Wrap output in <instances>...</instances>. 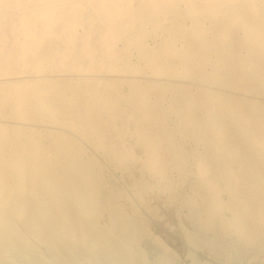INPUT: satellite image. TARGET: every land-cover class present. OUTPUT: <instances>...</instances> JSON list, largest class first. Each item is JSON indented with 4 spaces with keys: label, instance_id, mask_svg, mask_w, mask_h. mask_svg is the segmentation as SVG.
<instances>
[{
    "label": "bare ground",
    "instance_id": "6f19581e",
    "mask_svg": "<svg viewBox=\"0 0 264 264\" xmlns=\"http://www.w3.org/2000/svg\"><path fill=\"white\" fill-rule=\"evenodd\" d=\"M188 180L185 264H264V0H0V264H179Z\"/></svg>",
    "mask_w": 264,
    "mask_h": 264
},
{
    "label": "rangeland",
    "instance_id": "374dc122",
    "mask_svg": "<svg viewBox=\"0 0 264 264\" xmlns=\"http://www.w3.org/2000/svg\"><path fill=\"white\" fill-rule=\"evenodd\" d=\"M173 121H175L174 117H172L171 120H170L171 124L173 123ZM192 145H193V148L196 147L195 146L196 144H194V143L188 144V147L191 148ZM194 162H195L194 159H192L191 160V163H192L191 164V169L195 168ZM111 167H109L110 169L107 167V169H109L108 173L111 174V177L113 178L112 181H111V185L113 183V186H116L115 188H120L121 190L123 189V191H125V194L128 196V198H130L131 201H136L137 198L131 193V191H132V188H133V185H134L133 183H135L136 177L139 176L137 171L133 172V173L136 172L135 174H137V175L136 176L134 175L135 178L134 177L132 178V174L133 173L130 175L131 176L130 177V176H127L128 173L124 174V173L121 172L120 169L118 170L117 168H114L113 166H111ZM111 169L113 171H115L116 173L115 172L112 173ZM125 175H126V177H124ZM174 177H178L176 173L174 174ZM146 178H148V177L146 176ZM166 184H167L166 182L165 183L164 182L159 183L156 188L150 189L148 191V193H147V199L150 201V203H151V205L153 207L154 213H157L158 214V215L156 214L157 216H160L161 218H163V219H160L158 217L159 218V222L158 223H160V225H163L165 227V229H164L163 226H158V227L154 226L153 227L152 225H154V224H152L151 225L152 228H153L152 232L155 235H159L161 238H163V240H164V238L167 239L166 243H169L170 244L169 247L176 252V254L178 256L179 264H185V263H187V260H186V254L187 253H186V250L184 249V247H181L182 246L181 245V238L178 237L179 233L177 232V230L174 227V224L177 221L176 216L178 214L176 211H179L181 213V215H185L189 211L188 207H186L187 202L189 200L193 201V202H202V199L195 192V190L192 187L191 182L189 180L187 182H185L184 184H180L181 186H179L177 188V190L176 189L175 190H171V189L167 188ZM185 200H187V202H185ZM184 202H185L186 205L183 204ZM186 224H187L186 226L190 227V225H188V223H186ZM167 226L170 227L172 230H169L170 228L167 229ZM158 228H159V230H158ZM155 229H157V230L155 231ZM160 230H162V231H160ZM165 230H166V233L168 231L169 234L168 233L165 234L164 233ZM162 233L165 234L167 238ZM175 233H177V234H175ZM172 236H174V237H172ZM168 237L169 238L171 237L173 240L170 238L172 241L169 242L168 241V239H169ZM179 241H180V243H179ZM151 246H152V243H150V245H149L150 252H152V254H156L158 251L156 250L155 247L153 248ZM176 249H178V250H176ZM195 251H194L195 253L193 252V255H194V257L196 258V260L198 262L203 263V261L206 262V261L210 260V257H209L210 255L205 250L203 251V249H198V250H195ZM207 257H209V258H207Z\"/></svg>",
    "mask_w": 264,
    "mask_h": 264
}]
</instances>
